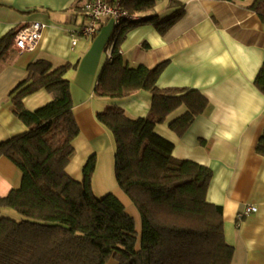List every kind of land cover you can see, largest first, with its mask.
I'll list each match as a JSON object with an SVG mask.
<instances>
[{"label": "trees", "instance_id": "16d2710c", "mask_svg": "<svg viewBox=\"0 0 264 264\" xmlns=\"http://www.w3.org/2000/svg\"><path fill=\"white\" fill-rule=\"evenodd\" d=\"M158 1L120 0L138 20L114 27L111 55L93 90L96 98L105 99L139 90L151 95L143 118H131L118 107L96 116L113 136L115 182L139 215V235L117 197L95 196V157L84 165L80 181L67 173L79 134L65 78L71 66L38 60L27 66L25 79L9 95L13 115L27 130L0 142V157L21 172L20 187L0 197V264H107L110 259L116 264H231L233 247L226 241L222 207L207 201L211 169L174 158L172 143L154 130L183 106L185 113L169 124L183 136L210 109L209 101L197 90L159 88L166 62L129 67L119 51L129 30L151 25L164 34L184 16V5L174 0L173 13L150 15ZM249 10L263 18L264 0H254ZM14 35L0 43V58ZM252 84L264 96V58ZM39 90L51 94V100L26 109L23 99ZM255 151L264 158V128Z\"/></svg>", "mask_w": 264, "mask_h": 264}, {"label": "crops", "instance_id": "0c3cea01", "mask_svg": "<svg viewBox=\"0 0 264 264\" xmlns=\"http://www.w3.org/2000/svg\"><path fill=\"white\" fill-rule=\"evenodd\" d=\"M86 1L0 0V43L32 23L45 26L33 52L18 53L9 46L0 58V142L27 130L13 115L9 96L25 79L27 66L38 60H47L54 67L69 64L65 78L79 134L73 141L74 159L66 171L81 180L85 162L95 157L91 181L95 196L113 194L139 220L115 178L100 182L97 178L101 153L107 172L114 167L115 143L96 116L107 107H118L131 118H143L150 110L151 95L143 90L120 99L93 95L114 27L104 20L95 36H78ZM170 1L159 0L150 15L165 17L176 11ZM174 1L184 5L180 21L164 34L151 25L135 27L120 41L119 51L129 67L153 68L166 62L157 79L159 88L197 90L209 101L210 109L196 117L183 136L169 128L185 113L183 106L154 130L172 143L174 158L211 169L207 201L222 207L226 241L233 247L231 264H264V158L255 151L264 128V96L252 84L264 58V17L249 10L254 0ZM72 38L77 40L74 46ZM51 98L39 90L25 97L23 104L36 110ZM76 157L79 160L74 162ZM20 184V170L0 157V197ZM246 205L257 207V212L238 222L237 215Z\"/></svg>", "mask_w": 264, "mask_h": 264}, {"label": "built area", "instance_id": "2783aa9c", "mask_svg": "<svg viewBox=\"0 0 264 264\" xmlns=\"http://www.w3.org/2000/svg\"><path fill=\"white\" fill-rule=\"evenodd\" d=\"M83 21L77 28V35L91 38L96 35L100 24L107 20L113 27H118L125 22H135L138 17L130 15L121 6L120 0H87L82 8ZM45 26L41 23H32L18 29L10 43V49L18 53L33 52L41 38ZM76 38L71 39V44H76ZM111 55V46L107 50V59ZM257 212V207L246 205L237 215V221Z\"/></svg>", "mask_w": 264, "mask_h": 264}, {"label": "rangeland", "instance_id": "374dc122", "mask_svg": "<svg viewBox=\"0 0 264 264\" xmlns=\"http://www.w3.org/2000/svg\"><path fill=\"white\" fill-rule=\"evenodd\" d=\"M106 21V20H105ZM41 107V106H40ZM75 154V153H74ZM104 154L103 153H101V155H100V159H101V163H100V171H101V174H99V175H97V178H98V180H99V182L103 179V180H105V179H107L109 176L111 177L112 176V178L114 179V170H113V168H110V171L109 172H107V169H106V166L104 165V157H102ZM74 158L72 157V159H71V161L73 160ZM76 161H74V162H77V160H79V158L78 157H76V159H75ZM87 162H85V164H86ZM80 181V180H79ZM126 199H127V201L130 203V201L128 200V198L127 197H125ZM123 203V202H122ZM125 203V202H124ZM126 209H127V213L131 216V217H133V219H134V221H135V227H136V232L138 233L137 235H139V233H140V229H141V223H140V220H138V219H135L134 218V216H132L131 214H130V212H131V210H130V208H127L126 207ZM129 210H130V212H129ZM107 264H116V262L115 261H113L112 259H110L108 262H107Z\"/></svg>", "mask_w": 264, "mask_h": 264}]
</instances>
